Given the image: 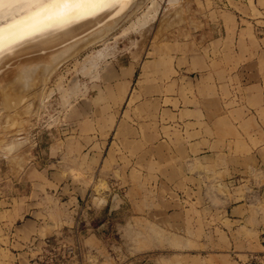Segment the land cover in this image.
Instances as JSON below:
<instances>
[{
	"label": "rangeland",
	"instance_id": "rangeland-1",
	"mask_svg": "<svg viewBox=\"0 0 264 264\" xmlns=\"http://www.w3.org/2000/svg\"><path fill=\"white\" fill-rule=\"evenodd\" d=\"M140 1L104 41L67 53L41 90L18 89L23 100L17 93L9 104L22 108L0 102V204L79 207L77 234L64 240L80 251L71 264H264V251L246 256L255 249L241 240L251 233L219 212L247 186L228 185L225 163L237 164L241 153L245 170L256 168L254 119L237 108L264 118V0H157L153 17L132 27L152 0L137 10ZM92 57L97 65L85 67ZM199 137L212 141L208 152L197 154ZM126 175L145 209L129 226L122 212L92 209L104 201L102 189L122 193ZM158 178L166 183L159 190L150 187ZM67 183L81 200L57 195ZM256 199L264 218V195ZM93 236L97 250H83L81 240L91 245Z\"/></svg>",
	"mask_w": 264,
	"mask_h": 264
},
{
	"label": "crops",
	"instance_id": "crops-1",
	"mask_svg": "<svg viewBox=\"0 0 264 264\" xmlns=\"http://www.w3.org/2000/svg\"><path fill=\"white\" fill-rule=\"evenodd\" d=\"M97 62L95 57L86 60L84 66H96ZM66 91H63L62 99L65 98ZM242 112L244 118H249L251 115L254 120H250L254 125L252 128V137L259 139L255 142L254 146L248 145L250 148V156L256 161V168L252 171H246L241 164V153L238 155V162L235 165L227 163L225 160L226 170L229 172L228 177L232 179L228 182L229 186H235L236 184L244 185V193L239 194V198L230 200L224 210H220V214L225 211V217L232 226L238 228H244L251 233V239H243L242 244L244 247L254 248L255 250H245L246 256H253L264 251V218L257 209L258 201L257 195H264V118L260 117L256 110L247 113L246 109L237 108ZM189 111L195 112V109ZM196 113V112H195ZM226 121L232 122L229 111H223ZM250 119V118H249ZM242 121V119H239ZM195 125V119L190 120ZM207 126H212V123L208 121ZM203 140L202 137L193 141L192 145L198 152H208L212 143L211 140ZM207 143V147L203 148L204 143ZM200 148V149H199ZM223 155L229 160V152L224 149ZM192 160L197 159V155H188ZM186 161L182 164L186 165ZM194 162L191 161L193 167ZM126 187L122 193H107L102 188V199L100 206H93L95 211L107 210L110 215L115 212H122L120 216L123 218L120 222H125L129 226L135 218L143 217L145 209L139 208L138 200L131 195L132 185L130 183L129 175H126ZM185 177L196 179L198 172L190 173L185 171ZM227 177V178H228ZM122 183V180H121ZM243 183V184H242ZM258 184L261 187L258 188ZM156 187L157 190L166 186L163 178H158L156 182L150 185V187ZM187 187L196 189V186L189 184ZM99 189V191L101 190ZM57 195H64L66 201H76L82 199V194L74 193L76 189L67 183L64 186L59 187ZM86 189V194L88 193ZM55 194V193H54ZM238 199V200H236ZM52 211V213H50ZM80 212V208L77 206H63L43 210L40 209L35 202L30 200H23L22 198L16 199V204L9 200L4 206L0 204V264H30V261L36 257L44 244L47 241H54L57 239L75 236L77 234L78 223L76 222L77 213ZM222 216H224L222 214ZM115 222V219H113ZM117 222V221H116ZM78 224V225H77ZM120 224V223H118ZM124 224V223H121ZM230 233V232H229ZM258 236V240L255 239V235ZM95 235V234H94ZM90 236V235H88ZM88 237L81 240L83 250L95 251L99 246L98 239L93 236L92 244L87 245ZM102 264V262H100Z\"/></svg>",
	"mask_w": 264,
	"mask_h": 264
},
{
	"label": "bare ground",
	"instance_id": "bare-ground-1",
	"mask_svg": "<svg viewBox=\"0 0 264 264\" xmlns=\"http://www.w3.org/2000/svg\"><path fill=\"white\" fill-rule=\"evenodd\" d=\"M145 1L146 0H142L139 4L136 3L138 5L136 9L138 10L141 8ZM53 2L54 0H0V81L4 82L2 78H5V70L9 68L14 69L13 67L17 68L14 79L13 77L12 81L10 79L11 84L7 85L5 82L8 87H5V83H3L4 87L0 86V98L1 100L3 99V101H0L1 103L7 102L9 104L14 100H17L16 102L20 101V98L17 99L16 97L21 96L22 99L23 92L19 95L20 90L18 91V89L21 88V90H23V88L30 90V88L36 85V88L38 86L37 90H41L39 87L41 85L43 87L44 82L51 77V74L54 73L60 65L59 63L63 61V59H66L64 56L67 53L68 56L66 55V57L70 59V56H72L71 54H76L79 50L87 49L92 46V44L94 45L95 42L104 41L106 35L111 34L109 32L118 28L116 24L122 17H125V14L130 10L135 0H104L103 3L79 9L71 15L57 16L55 13L50 15L41 14L43 6ZM175 5L176 4L172 5L169 9L173 8ZM157 6V0H152L145 11L137 17V21L132 24V27L148 22L155 14ZM133 11H131V13H133ZM130 16L131 14L127 15L126 19ZM126 19L124 18L122 22ZM69 52L72 53L69 55ZM64 61L66 62V60ZM11 69L7 71L10 72V74L11 71H14ZM10 81H7L8 84ZM42 82L43 84H40ZM0 83V85H2V82ZM25 93H27V91ZM38 93L35 94L39 96ZM16 94L18 96H16ZM31 95L32 94H30V96ZM13 97L14 99L11 100ZM10 105L11 104L6 108H10ZM3 106L1 105L2 109L4 108L5 110V106ZM13 106H15V111H17V107L20 105L16 104ZM13 106L11 105V109L14 108ZM11 109H9L8 112ZM4 110L3 112H5ZM13 110L14 109H12V111ZM2 114L3 113H1V115ZM16 145H18V143L11 146L9 150H12Z\"/></svg>",
	"mask_w": 264,
	"mask_h": 264
},
{
	"label": "built area",
	"instance_id": "built-area-1",
	"mask_svg": "<svg viewBox=\"0 0 264 264\" xmlns=\"http://www.w3.org/2000/svg\"><path fill=\"white\" fill-rule=\"evenodd\" d=\"M64 238L54 241H45L40 253L34 257L30 264H71L80 256L79 248L68 244Z\"/></svg>",
	"mask_w": 264,
	"mask_h": 264
},
{
	"label": "snow or ice",
	"instance_id": "snow-or-ice-1",
	"mask_svg": "<svg viewBox=\"0 0 264 264\" xmlns=\"http://www.w3.org/2000/svg\"><path fill=\"white\" fill-rule=\"evenodd\" d=\"M104 0H54L53 3L43 6V15L55 13L57 16L71 15L77 10L90 5L103 3Z\"/></svg>",
	"mask_w": 264,
	"mask_h": 264
}]
</instances>
